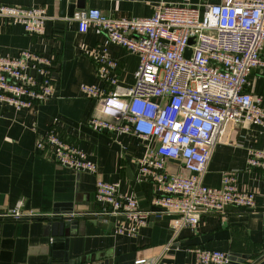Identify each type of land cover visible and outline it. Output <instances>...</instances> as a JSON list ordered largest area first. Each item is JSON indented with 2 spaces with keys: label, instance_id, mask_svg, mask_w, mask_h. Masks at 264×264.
Returning a JSON list of instances; mask_svg holds the SVG:
<instances>
[{
  "label": "crops",
  "instance_id": "0c3cea01",
  "mask_svg": "<svg viewBox=\"0 0 264 264\" xmlns=\"http://www.w3.org/2000/svg\"><path fill=\"white\" fill-rule=\"evenodd\" d=\"M183 0H85V9H99L110 18H150L160 4ZM194 5L224 4L227 0H190ZM1 5L43 8L46 11L43 35H29L21 24L0 19V56L16 58L22 51L43 54L52 60L55 96L33 110L15 111L0 103V208L19 203L25 212L96 215L109 208L95 196L98 180L119 184L123 195L133 196L149 213L146 226L129 220L117 221L110 229L105 221L82 220L72 230L66 250L55 251L54 230L38 218L0 221V264H195L203 250L250 255L248 264L264 260V168L248 164L251 150L264 151V128L245 121L228 126L209 162L202 182L211 188L223 186V176L235 172L238 188L255 194L250 211L229 206L222 215L206 214L194 228L174 229L176 216L154 212L153 199L160 187L140 173V162L149 145L134 134L100 132L89 125L98 114L95 101L81 93L82 86L106 87L99 78L95 49L106 48L118 63L119 85L132 87L138 76L140 57L110 41L92 27L79 31V22L70 17L61 0H0ZM264 60V44L261 49ZM245 91L261 97L264 107V67L248 76ZM55 129L60 137L88 156L98 167L97 174L75 171L54 160V149H39L46 134ZM156 143L151 145L156 148ZM168 175L191 177L179 160L167 159ZM43 218V217H42ZM116 228L133 231L132 236L115 233ZM66 253V259L55 257ZM64 253V254H65Z\"/></svg>",
  "mask_w": 264,
  "mask_h": 264
},
{
  "label": "built area",
  "instance_id": "2783aa9c",
  "mask_svg": "<svg viewBox=\"0 0 264 264\" xmlns=\"http://www.w3.org/2000/svg\"><path fill=\"white\" fill-rule=\"evenodd\" d=\"M76 18L81 33L97 28L111 42L140 57L137 80L125 88L119 85L118 63L109 51L95 49L99 78L106 87L85 85L81 93L98 107L90 126L100 132L134 134L148 143L140 173L160 187L153 207L176 216V230L194 228L206 214H225L229 206L254 209L255 194L238 188L235 172L224 174L219 189L206 186L201 177L230 124L245 121L264 128L262 98L245 91L249 74L264 67L260 53L264 0H227L214 5L183 0L160 4L146 19L110 18L99 9L80 11ZM0 19L21 24L29 35H43L47 16L43 8L1 5ZM52 68V60L38 52L22 51L16 58L0 56V103L19 112L52 100ZM154 142L157 145L152 149ZM47 145L54 149L58 164L97 174L98 167L87 154L66 143L55 129L37 147ZM167 159L181 161L193 175H168ZM248 164L264 168V151L251 150ZM95 196L117 216L147 225L149 213L135 197L123 195L119 184L98 180ZM38 217V212H25L22 203L12 209L0 208V221ZM115 233L133 235L124 228H116ZM230 257L203 250L196 253L195 264H229ZM136 264L149 263L139 260Z\"/></svg>",
  "mask_w": 264,
  "mask_h": 264
},
{
  "label": "water",
  "instance_id": "95a60500",
  "mask_svg": "<svg viewBox=\"0 0 264 264\" xmlns=\"http://www.w3.org/2000/svg\"><path fill=\"white\" fill-rule=\"evenodd\" d=\"M63 6L69 7V16L74 17L76 12L84 11L85 0H61ZM191 43H193L191 41ZM191 52L187 51L186 57H190ZM161 208H153L154 212H161ZM40 218L48 222V226L52 228L54 232L53 246L55 251L66 250V245L68 244V239L73 235L72 230L78 225L79 221L82 220H94V221H105L110 229L116 227L117 221L126 220L125 217L117 216L112 207L102 209L97 212L96 215H86L80 216L75 215L73 212H68L65 214H52V213H41L38 212ZM43 217V218H42ZM65 252L59 253L55 252V257L66 259ZM251 259L250 255H239L231 254L229 264H248ZM66 264V263H65ZM264 264V260L259 263Z\"/></svg>",
  "mask_w": 264,
  "mask_h": 264
}]
</instances>
